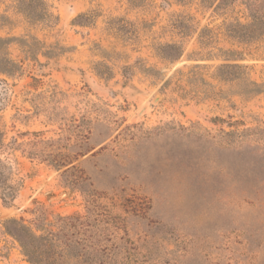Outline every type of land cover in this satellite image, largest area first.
Segmentation results:
<instances>
[{
  "label": "rangeland",
  "instance_id": "obj_1",
  "mask_svg": "<svg viewBox=\"0 0 264 264\" xmlns=\"http://www.w3.org/2000/svg\"><path fill=\"white\" fill-rule=\"evenodd\" d=\"M47 1L58 17L52 26L31 22L12 0H0V38L9 40L0 70L1 57L17 64L0 72V264H30L10 220L35 227L41 212L47 220L84 212L83 194L71 187L65 167L55 165L71 160L72 126L79 122L84 134L94 104L120 125L107 149L74 163L97 190L134 197L165 226L161 264H264V210L236 204L229 178L186 176V161H196L171 160L195 145L181 126L197 123L213 133L264 128V94L241 96L236 82L215 77L217 66L237 64L264 83V35L251 41L228 31L249 22L244 1L220 8L201 0ZM195 66L211 87L198 92L187 82ZM91 126L97 144L102 125ZM231 157L226 152L221 159ZM175 176L195 180L199 194ZM7 189L11 198L4 197Z\"/></svg>",
  "mask_w": 264,
  "mask_h": 264
},
{
  "label": "trees",
  "instance_id": "obj_2",
  "mask_svg": "<svg viewBox=\"0 0 264 264\" xmlns=\"http://www.w3.org/2000/svg\"><path fill=\"white\" fill-rule=\"evenodd\" d=\"M228 1L201 0V3L220 8ZM243 1L249 22L246 24L238 22L228 31L237 39L252 41L264 35V0ZM12 4L13 8L31 22L52 26L58 20L47 0H12ZM8 41L0 38V51L3 49V44ZM228 52L232 53V51ZM1 60L5 68L0 72L9 74L17 68V64L9 58L1 57ZM197 68L200 66L193 67L185 77L194 91L199 92V86L212 85L201 76ZM242 68L237 64H221L216 68L215 77L218 80L236 82L238 87L236 93L241 96L253 97L264 94V83H258L247 77ZM200 91L206 92V87L201 88ZM91 107H93L91 114L93 112L95 116L87 119L85 133L83 134L79 122L72 126L77 150L73 152L71 160L67 164L61 162L55 165L56 168L65 167L63 174H69L71 187L83 194L86 203L84 212L56 214L52 220H47L46 215L41 212L35 219V227L10 220L17 228L11 233L30 264H161L158 248H161L167 240L165 226L159 221L150 219L147 211L135 201L134 197L118 198L114 192L109 197L106 192L97 190L74 163L79 157L88 153L89 157H94L100 151L107 149L108 143L112 141L109 138L120 125V119L115 114L103 112L104 115L100 116L102 113L100 106L94 104ZM91 122L102 125L96 145L91 142ZM180 130L183 136L193 138L195 143L191 150L177 151L171 155L172 161L184 160V158L196 161L195 163L186 161V176H198L203 171L209 176L227 177L229 194L236 204L264 210L263 127L229 130L220 128L213 133L193 123L188 128L181 126ZM258 150H261L260 156H256ZM226 152L232 157L229 160H222L221 157ZM201 160L208 165L204 166ZM1 171L3 169L0 165ZM181 175L185 176L184 168ZM175 179L190 194L194 192L199 194L201 189L195 180L183 182L176 176ZM12 196L11 190L4 191L5 198ZM216 196H219L218 192ZM184 254H186L185 250Z\"/></svg>",
  "mask_w": 264,
  "mask_h": 264
}]
</instances>
